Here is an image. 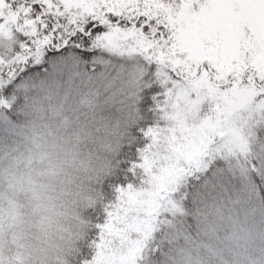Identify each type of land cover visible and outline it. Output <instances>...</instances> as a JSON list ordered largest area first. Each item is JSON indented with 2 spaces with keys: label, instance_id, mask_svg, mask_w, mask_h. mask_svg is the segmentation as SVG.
<instances>
[{
  "label": "snow or ice",
  "instance_id": "obj_1",
  "mask_svg": "<svg viewBox=\"0 0 264 264\" xmlns=\"http://www.w3.org/2000/svg\"><path fill=\"white\" fill-rule=\"evenodd\" d=\"M107 169L82 208L110 264H187L179 241L232 222L264 176V0H0V122L49 99ZM254 191L264 200V187Z\"/></svg>",
  "mask_w": 264,
  "mask_h": 264
},
{
  "label": "rangeland",
  "instance_id": "obj_2",
  "mask_svg": "<svg viewBox=\"0 0 264 264\" xmlns=\"http://www.w3.org/2000/svg\"><path fill=\"white\" fill-rule=\"evenodd\" d=\"M75 89V85H60L49 99L38 102L36 107L22 113L18 123L0 122V156L18 139L19 132L34 124L35 112L41 109L46 113L41 126L44 139L72 150V167L67 172V180L76 189L73 204L76 229L75 245L65 258L66 264H83L81 249L87 239V227L82 218V208L92 196L97 177L109 165L106 141L96 136H84L73 121L67 105L63 104L65 92L72 93ZM87 139L92 148L84 150L78 144ZM254 147L259 151L264 146L255 144ZM76 172L83 177V182L75 181ZM253 181L264 187V176L243 177L234 181L240 203L235 208L232 222L218 224L209 217L207 222L193 226L190 237L179 241V250L187 264H264V251L255 247L254 239L258 226L264 227V200L255 194ZM241 236L251 240L252 246L245 244L241 247ZM88 247L87 255L92 264H110L113 253L103 247ZM12 250V245H7L0 254V264H5L4 257H10ZM160 264H164L163 258Z\"/></svg>",
  "mask_w": 264,
  "mask_h": 264
},
{
  "label": "clouds",
  "instance_id": "obj_3",
  "mask_svg": "<svg viewBox=\"0 0 264 264\" xmlns=\"http://www.w3.org/2000/svg\"><path fill=\"white\" fill-rule=\"evenodd\" d=\"M45 110L0 156V254L12 245L5 264H66L75 245V187L67 180L70 147L44 139ZM255 247L264 251V227ZM241 247L252 241L241 236Z\"/></svg>",
  "mask_w": 264,
  "mask_h": 264
},
{
  "label": "trees",
  "instance_id": "obj_4",
  "mask_svg": "<svg viewBox=\"0 0 264 264\" xmlns=\"http://www.w3.org/2000/svg\"><path fill=\"white\" fill-rule=\"evenodd\" d=\"M99 138H102V137H99ZM88 142H89V140L87 139L86 141L81 142L78 145H81L82 146V149H84V150H86V149L89 150V149L92 148V144H89ZM88 144L91 145V146H88ZM75 175H77L76 176V179H75L76 182H78V183L79 182H83V177L80 175V173L76 172ZM260 186H261V184H260Z\"/></svg>",
  "mask_w": 264,
  "mask_h": 264
}]
</instances>
